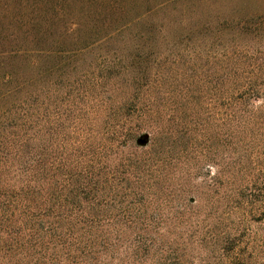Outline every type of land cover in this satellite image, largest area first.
Listing matches in <instances>:
<instances>
[{"label":"rangeland","instance_id":"1","mask_svg":"<svg viewBox=\"0 0 264 264\" xmlns=\"http://www.w3.org/2000/svg\"><path fill=\"white\" fill-rule=\"evenodd\" d=\"M263 12L264 0H186L44 17L38 68H21L30 80L0 106V264H231L235 221L246 264H264V225L232 218L223 188L264 153L249 130L264 99ZM40 159L105 164L85 226L35 213Z\"/></svg>","mask_w":264,"mask_h":264},{"label":"trees","instance_id":"2","mask_svg":"<svg viewBox=\"0 0 264 264\" xmlns=\"http://www.w3.org/2000/svg\"><path fill=\"white\" fill-rule=\"evenodd\" d=\"M184 1L186 0H0V106L11 105L17 94L24 89L25 82L30 80L32 74L25 76L21 68L29 69L31 73L38 68L44 17L71 14L77 18V15L86 14L85 17L94 18L102 15L122 16L136 11L138 14H149L155 10H168L171 5ZM149 3L154 5L151 8L145 7ZM261 18H264V12ZM249 96L246 93L241 100L247 101ZM251 97L253 99L254 96ZM262 101L263 104L249 118V130L258 146L260 143L264 144V99ZM262 155L254 161H238L231 178L225 181L223 188H230L229 194L235 198V207L230 216L237 221L253 217V223L264 225V153ZM36 168L34 174L39 173V177L33 180L31 190L35 194L30 195L33 199L39 197L40 204L35 213L42 220L62 226H85L93 214H99L94 207L96 195L106 186L109 178L105 164L88 165L77 172L63 167H56L51 171L47 170L40 159ZM235 222L232 223L234 232L227 233L223 241L225 244L231 243V264H246L241 251L244 246H241L240 241L243 231L236 230L241 227Z\"/></svg>","mask_w":264,"mask_h":264},{"label":"water","instance_id":"3","mask_svg":"<svg viewBox=\"0 0 264 264\" xmlns=\"http://www.w3.org/2000/svg\"><path fill=\"white\" fill-rule=\"evenodd\" d=\"M145 143V142H144Z\"/></svg>","mask_w":264,"mask_h":264}]
</instances>
